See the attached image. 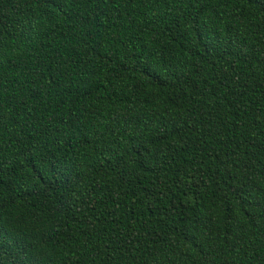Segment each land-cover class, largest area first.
<instances>
[{
  "label": "trees",
  "instance_id": "1",
  "mask_svg": "<svg viewBox=\"0 0 264 264\" xmlns=\"http://www.w3.org/2000/svg\"><path fill=\"white\" fill-rule=\"evenodd\" d=\"M0 264H264V0H0Z\"/></svg>",
  "mask_w": 264,
  "mask_h": 264
}]
</instances>
